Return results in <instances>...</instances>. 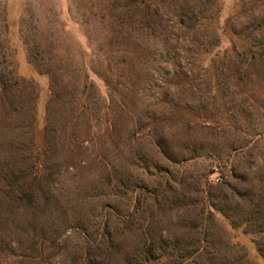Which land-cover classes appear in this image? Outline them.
Listing matches in <instances>:
<instances>
[{"label":"rangeland","instance_id":"rangeland-1","mask_svg":"<svg viewBox=\"0 0 264 264\" xmlns=\"http://www.w3.org/2000/svg\"><path fill=\"white\" fill-rule=\"evenodd\" d=\"M0 264H264V0H0Z\"/></svg>","mask_w":264,"mask_h":264},{"label":"trees","instance_id":"trees-1","mask_svg":"<svg viewBox=\"0 0 264 264\" xmlns=\"http://www.w3.org/2000/svg\"><path fill=\"white\" fill-rule=\"evenodd\" d=\"M144 258H147V256H145ZM142 261L144 262L145 260L143 259Z\"/></svg>","mask_w":264,"mask_h":264}]
</instances>
